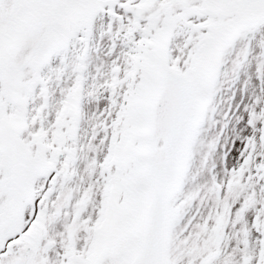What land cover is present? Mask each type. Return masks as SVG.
<instances>
[{"label": "snow or ice", "instance_id": "snow-or-ice-1", "mask_svg": "<svg viewBox=\"0 0 264 264\" xmlns=\"http://www.w3.org/2000/svg\"><path fill=\"white\" fill-rule=\"evenodd\" d=\"M149 42L164 43L166 56ZM174 61L178 71L169 70ZM253 62L258 83L249 91V77L241 98L229 97L205 155L223 149V206L238 231L223 234L211 217L199 237L184 231L179 243L176 204L204 133L218 123L222 77L235 83ZM34 73L95 92L79 105L91 146L76 161L87 181L74 198L60 163L25 166L21 141L39 123L7 125L23 110L20 98L44 87H22ZM169 155L175 171L165 167ZM211 179L208 190L221 194L214 171ZM0 264H264V0H0Z\"/></svg>", "mask_w": 264, "mask_h": 264}, {"label": "rangeland", "instance_id": "rangeland-1", "mask_svg": "<svg viewBox=\"0 0 264 264\" xmlns=\"http://www.w3.org/2000/svg\"><path fill=\"white\" fill-rule=\"evenodd\" d=\"M192 58L196 64L203 62V57L199 54ZM176 63L177 61L173 62V67H175ZM65 71H71L70 65ZM249 77H251L252 81L249 85V91H251L258 83L255 77L254 62L240 70L238 79L235 83L232 81L231 73H229L228 76L222 77L220 92L218 94V100L222 101V103H220L218 111L214 116V119L218 123L216 126L210 124L204 133V146L197 151L192 159L191 166L184 179L183 187L180 190V196L178 197L179 203L176 204L175 214L178 216V219L174 226V232L177 234L176 239L179 243H184L188 239V237H184V240H180L184 231H189V236L196 235L199 237L200 233L198 226L204 225L206 227L208 219L211 217L219 216V224L222 225L221 232L223 234H231L233 229H236V225L232 223L233 214L231 208L225 209L223 206L227 197V178L223 175V168L220 167L223 149L208 157L207 160H205V155L207 153V145L215 138V132L226 122L224 114L229 108V97L232 96L233 93H236V99H240L243 84L249 79ZM71 78V76L67 77V79ZM61 80H64V77L58 76L55 73L48 74L47 79L41 77L39 73H34L32 80L23 82L22 87L29 90H34L38 81H43L45 84L44 87L41 88L40 93L36 94L35 97L25 95L20 98V101L24 106L25 124L19 131L28 130L39 123V128H37L35 132H29V135L32 136L31 141H27L26 143L21 141L23 148L30 150L34 154H38L42 151L40 146H44L46 151L48 150L49 145L52 146V141H54L52 138V132L54 129L55 132L59 131L63 134L66 139L68 137L71 139L65 146L70 153L69 156H66L65 160L68 158L69 160H66V164H64V161L61 162L57 159L56 164L60 163L61 171L70 178L69 181L63 185V188L74 198L81 190H83L87 181V176L85 175L82 166H78L76 161H84L87 159L91 141L88 140L87 144L84 142L87 139L88 125L81 124V116L86 118L87 113L82 114L79 106V99L76 100L77 103H73V100H69V95H67L65 97L68 101H61L59 104L55 103V100L52 99H58V89L59 91H65L64 88H60ZM64 82L65 87L67 88L66 80H64ZM53 84H55L56 87H53ZM84 95L88 99H91L95 95V92L89 88L84 92ZM29 102L33 105L32 112H28ZM74 111L77 113L76 120H74L73 116ZM79 114L81 116H79ZM53 115L54 119L50 120L49 118ZM57 125H59V128H57ZM73 131H75L76 134L74 137H71ZM50 133L51 137L49 138ZM225 134L227 140L224 147L230 148L229 142L233 136L231 127L225 130ZM57 142H55L56 146L58 145ZM33 145H35V152L32 150ZM56 146L54 150H56ZM57 148L60 149L61 153L67 151L61 144H59ZM50 160L51 159L49 158L45 166L50 163ZM56 164H54V168L56 167ZM213 164L216 165L213 171L217 177L216 183L221 186V194L210 192L208 190L209 186L212 184L211 178L213 171H210V169H212ZM192 193H195L196 195L189 199ZM189 223H191V230L188 229ZM236 230L238 231V229ZM231 242L232 241H230V243Z\"/></svg>", "mask_w": 264, "mask_h": 264}, {"label": "water", "instance_id": "water-1", "mask_svg": "<svg viewBox=\"0 0 264 264\" xmlns=\"http://www.w3.org/2000/svg\"><path fill=\"white\" fill-rule=\"evenodd\" d=\"M175 157L176 156L172 155L171 161L168 164H165L166 169H168L170 171H175V162H174L175 161Z\"/></svg>", "mask_w": 264, "mask_h": 264}]
</instances>
